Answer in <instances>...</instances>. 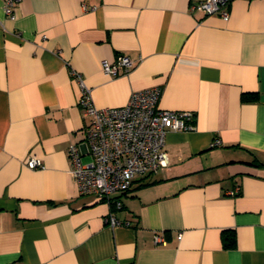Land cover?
<instances>
[{"label": "crops", "instance_id": "obj_1", "mask_svg": "<svg viewBox=\"0 0 264 264\" xmlns=\"http://www.w3.org/2000/svg\"><path fill=\"white\" fill-rule=\"evenodd\" d=\"M201 1L0 0V264H264V0H232L228 20ZM121 55L127 75L103 72ZM73 72L99 108L160 86L161 109L194 113L167 132L168 165L112 196L116 227L72 173L86 125Z\"/></svg>", "mask_w": 264, "mask_h": 264}, {"label": "built area", "instance_id": "obj_2", "mask_svg": "<svg viewBox=\"0 0 264 264\" xmlns=\"http://www.w3.org/2000/svg\"><path fill=\"white\" fill-rule=\"evenodd\" d=\"M231 1L203 0L193 5L192 10L206 15L219 14L228 20ZM11 5L9 2L6 7L9 14L13 13ZM134 65L135 61L127 55L119 56L114 62L103 60L101 63L103 72L112 77L127 75ZM73 75L82 90L79 106L86 125L84 141L69 148L72 173L82 195L95 194L107 201L110 212L106 222L116 227L122 225L115 215V211L122 208V202L113 200L112 196L131 189L136 177L168 165L166 134L171 130L194 129V113L161 109L163 88L160 86L134 91L124 106L99 108L81 75L76 72ZM219 144V139L213 142V146ZM83 147L91 157L88 162L82 160ZM27 164L34 169L40 167L42 161L31 158ZM164 242V236H155L156 244Z\"/></svg>", "mask_w": 264, "mask_h": 264}, {"label": "trees", "instance_id": "obj_3", "mask_svg": "<svg viewBox=\"0 0 264 264\" xmlns=\"http://www.w3.org/2000/svg\"><path fill=\"white\" fill-rule=\"evenodd\" d=\"M259 94L256 93H244L242 96V100L243 101H251V100H257L259 99ZM223 239H224V243H225V247L226 248H230L232 246H234L235 244V235L233 231H225L223 233Z\"/></svg>", "mask_w": 264, "mask_h": 264}, {"label": "rangeland", "instance_id": "obj_4", "mask_svg": "<svg viewBox=\"0 0 264 264\" xmlns=\"http://www.w3.org/2000/svg\"><path fill=\"white\" fill-rule=\"evenodd\" d=\"M85 160H87V157L85 158Z\"/></svg>", "mask_w": 264, "mask_h": 264}]
</instances>
